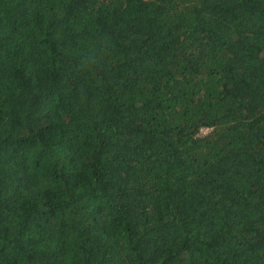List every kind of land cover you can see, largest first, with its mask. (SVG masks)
Wrapping results in <instances>:
<instances>
[{
  "label": "trees",
  "instance_id": "trees-1",
  "mask_svg": "<svg viewBox=\"0 0 264 264\" xmlns=\"http://www.w3.org/2000/svg\"><path fill=\"white\" fill-rule=\"evenodd\" d=\"M0 264H264V0H0Z\"/></svg>",
  "mask_w": 264,
  "mask_h": 264
},
{
  "label": "rangeland",
  "instance_id": "rangeland-1",
  "mask_svg": "<svg viewBox=\"0 0 264 264\" xmlns=\"http://www.w3.org/2000/svg\"><path fill=\"white\" fill-rule=\"evenodd\" d=\"M208 130H209V128H207V127H203V128L200 129V133H201V134H204V133H206Z\"/></svg>",
  "mask_w": 264,
  "mask_h": 264
}]
</instances>
